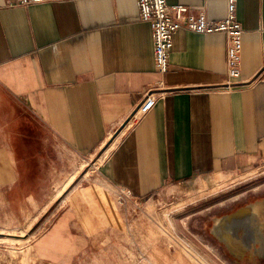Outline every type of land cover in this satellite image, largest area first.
Returning a JSON list of instances; mask_svg holds the SVG:
<instances>
[{"label":"crops","instance_id":"obj_1","mask_svg":"<svg viewBox=\"0 0 264 264\" xmlns=\"http://www.w3.org/2000/svg\"><path fill=\"white\" fill-rule=\"evenodd\" d=\"M167 3L228 14L225 0ZM236 14L244 85L226 91L224 34L179 30L163 75L137 0H0V237L24 230L60 260L139 202L264 165V0H238ZM149 91L153 108L132 120ZM0 264H12L1 247Z\"/></svg>","mask_w":264,"mask_h":264},{"label":"rangeland","instance_id":"obj_2","mask_svg":"<svg viewBox=\"0 0 264 264\" xmlns=\"http://www.w3.org/2000/svg\"><path fill=\"white\" fill-rule=\"evenodd\" d=\"M256 201H264V165L200 191L165 192L139 202L128 209L120 230L87 240L77 254L60 260L38 255L24 230L1 236L0 247L12 264H264L249 255L235 257L207 232L212 219Z\"/></svg>","mask_w":264,"mask_h":264},{"label":"built area","instance_id":"obj_3","mask_svg":"<svg viewBox=\"0 0 264 264\" xmlns=\"http://www.w3.org/2000/svg\"><path fill=\"white\" fill-rule=\"evenodd\" d=\"M19 6H30L49 2L73 0H15ZM228 3L227 17L219 22L210 21L203 12L176 5L170 6L167 0H137L142 21L151 25L154 41V55L157 71L169 72V61L174 45V36L181 29L199 34H224L227 39V81L223 89L231 91L244 85L241 81L242 51L244 29L237 19L238 0H225ZM155 103L153 92L146 93L143 102L132 115V120L146 115ZM119 205L126 206L133 200V193L126 188H119L116 194Z\"/></svg>","mask_w":264,"mask_h":264},{"label":"bare ground","instance_id":"obj_4","mask_svg":"<svg viewBox=\"0 0 264 264\" xmlns=\"http://www.w3.org/2000/svg\"><path fill=\"white\" fill-rule=\"evenodd\" d=\"M233 219L219 232L233 255L239 259L247 255L264 259V203L246 208Z\"/></svg>","mask_w":264,"mask_h":264},{"label":"water","instance_id":"obj_5","mask_svg":"<svg viewBox=\"0 0 264 264\" xmlns=\"http://www.w3.org/2000/svg\"><path fill=\"white\" fill-rule=\"evenodd\" d=\"M258 203H264V201H256L253 204L248 205L246 208H249L250 206L254 205V204H258ZM246 208H240L237 211L221 216L219 218H215L211 227V234L222 244L226 245L227 243H225V241H223L220 238L219 232H221V228L223 226H225L226 224L231 223L232 220H234V216H236L237 214H239L240 212H242L243 210H245ZM227 246V245H226ZM232 253V252H231Z\"/></svg>","mask_w":264,"mask_h":264},{"label":"flooded vegetation","instance_id":"obj_6","mask_svg":"<svg viewBox=\"0 0 264 264\" xmlns=\"http://www.w3.org/2000/svg\"><path fill=\"white\" fill-rule=\"evenodd\" d=\"M234 208H235V207H234ZM234 208H232L231 210L227 211L226 213H222V214H220V217L223 216V215H225V214H227V213H229V212H231V211H233ZM213 220H214V219H212V222L210 223L209 228H207V229H208L207 232H208V234H209L210 236H212V237L216 240V238L211 234V226H212V224H213Z\"/></svg>","mask_w":264,"mask_h":264}]
</instances>
